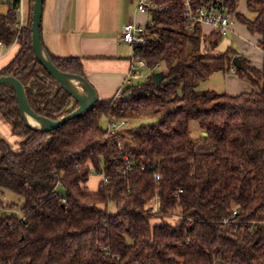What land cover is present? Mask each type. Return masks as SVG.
<instances>
[{
	"label": "trees",
	"instance_id": "16d2710c",
	"mask_svg": "<svg viewBox=\"0 0 264 264\" xmlns=\"http://www.w3.org/2000/svg\"><path fill=\"white\" fill-rule=\"evenodd\" d=\"M182 1L155 0L165 10L150 13L144 43L134 48L146 78L55 130L28 127L14 91L0 87V116L22 137L18 151L0 137V189L23 200L20 218H0V264H264V62L258 70L235 49L218 52L224 36L191 26ZM239 1L226 3L264 47V0H246L247 15L236 11ZM32 6L0 76L15 77L32 111L56 121L78 105L34 56ZM14 19L9 6L0 12L7 47ZM47 54L59 71L85 77L80 59ZM234 56L250 92L197 89L214 70L230 72ZM136 116L157 122L108 134L109 121ZM93 174L107 182L98 177L88 187Z\"/></svg>",
	"mask_w": 264,
	"mask_h": 264
},
{
	"label": "crops",
	"instance_id": "0c3cea01",
	"mask_svg": "<svg viewBox=\"0 0 264 264\" xmlns=\"http://www.w3.org/2000/svg\"><path fill=\"white\" fill-rule=\"evenodd\" d=\"M137 2L138 0H43L40 26L43 48L57 58L80 59L84 76L94 87L99 100L113 99L133 79L129 77L130 66L134 63L131 47L121 41V32L123 25L128 22L145 24L140 20L141 14L135 12ZM238 28L251 35L236 20L228 33L235 34ZM202 31L208 34L212 29L205 25L202 26ZM251 36L258 38L256 46L260 49L259 36ZM16 47L17 44L7 47L0 43V71L14 56ZM239 56L249 60L254 68L262 69L264 60L258 65V60H254L255 56L249 52ZM230 73L237 76L236 73ZM237 84L240 83L234 82V85ZM240 89L242 90L239 92L227 90L225 94L238 95L251 91L247 85ZM0 137L3 138L1 135ZM99 178L93 180V189Z\"/></svg>",
	"mask_w": 264,
	"mask_h": 264
},
{
	"label": "built area",
	"instance_id": "2783aa9c",
	"mask_svg": "<svg viewBox=\"0 0 264 264\" xmlns=\"http://www.w3.org/2000/svg\"><path fill=\"white\" fill-rule=\"evenodd\" d=\"M30 0H0V3L9 6L15 16V19L10 23V32L14 35L13 43L10 47H13L17 44L20 37L26 32L27 24V11ZM182 8L184 11V18L190 23L191 26L198 25L209 26L212 31L221 34L222 36L226 35L230 31L233 23L235 22V13L231 12L229 9L226 0H205L201 5H193L191 0H183ZM165 10L158 6L155 3V0H138L135 12L139 14L151 13V12H160ZM144 33L145 26L139 25L135 22H128L123 25L121 32V41L131 46L133 55L132 59L137 60V65L133 63L130 66L129 77L134 78L138 75L139 69L145 68L146 63L139 58L134 48L138 49L144 43ZM3 44V43H2ZM4 45V44H3ZM260 50L264 55V47L260 45ZM230 72L235 73L236 69L233 65L230 69ZM122 92L117 93L115 97H120ZM125 125V121L119 122H108L107 132L108 134H114ZM124 127V126H123ZM120 149L125 148L124 142H118ZM130 165H128L129 167ZM103 182H107V179L104 176H100ZM155 180H159V175L154 174ZM181 190H178L177 194ZM176 196V194H175ZM154 211H157V202L153 207Z\"/></svg>",
	"mask_w": 264,
	"mask_h": 264
},
{
	"label": "rangeland",
	"instance_id": "374dc122",
	"mask_svg": "<svg viewBox=\"0 0 264 264\" xmlns=\"http://www.w3.org/2000/svg\"><path fill=\"white\" fill-rule=\"evenodd\" d=\"M7 9V5H1L0 6V12L4 13ZM236 11L239 13H242L244 15H247L246 10V0H240L237 4ZM143 15V16H141ZM140 15V20L147 24L151 21V14L145 13ZM249 18L252 17V15H248ZM144 24V25H145ZM205 27V26H204ZM258 38L256 36L247 35L245 32H243L242 28L236 29L235 34H229L227 32L226 35L222 38V40L219 43V46L217 48L218 52H224L228 47L235 49L239 55L243 53L253 54L255 57L254 60H258V65L261 64V61L264 60V55L262 56L260 53V49L256 46V42ZM13 43V42H12ZM129 47H131L129 45ZM19 49V46L16 47ZM253 51V52H251ZM132 48H131V56H132ZM134 63L137 65V60L134 61ZM162 68V65L161 67ZM159 69V68H158ZM157 70V69H156ZM149 74V71L146 68L139 69L138 75L135 76L128 84H136L139 82H142L146 76ZM234 82H239L240 84L234 85ZM249 87V90H252L250 87V84L246 82L245 80L239 79L237 76L232 75L230 72L228 73H222L221 71H213L211 75L206 78L203 82H201L197 89L199 91H215L217 93H227V90H230L232 92H239L241 91L242 87L245 88V86ZM125 121V125L122 126V129H131L136 128L139 126H144L147 124H152L157 122L156 118L153 117H144L141 118L139 116H136L134 119L127 118ZM101 126L105 128L106 126V120L103 119L101 121ZM196 125L194 122H190L189 124V132L192 136L197 135ZM121 130V129H120ZM0 135L3 137V139L12 147L14 151H18L19 148L17 146L18 141L22 140V137L20 136H13L11 134V127L10 125L5 122V120L0 116ZM206 135L203 133L199 134V137H205ZM17 142V143H16ZM98 179L97 175H91V178L88 182V187H90L91 184H93V180L95 181ZM61 192V191H60ZM23 205V200L20 196H18L16 193L6 190V189H0V218L3 215H10V214H16L19 218L22 216L21 207ZM112 212H114V207L111 206L110 209ZM178 217L175 216L171 220H169L170 223H176L178 221Z\"/></svg>",
	"mask_w": 264,
	"mask_h": 264
},
{
	"label": "water",
	"instance_id": "95a60500",
	"mask_svg": "<svg viewBox=\"0 0 264 264\" xmlns=\"http://www.w3.org/2000/svg\"><path fill=\"white\" fill-rule=\"evenodd\" d=\"M43 9V0H33L32 6V16H31V45L33 49L34 56L36 60L42 65L45 71L63 88L69 95H71L77 102V108L70 114L65 115L59 120L53 121L45 117L36 115L30 108L24 88L22 84L13 76H0V87L3 85L9 86L15 93L16 100L18 103V109L24 123L35 130L41 132H50L64 125L66 122L80 116L83 112L88 111L96 102L97 94L94 87L87 81L85 77L64 73L59 71L51 62L47 52L43 48L40 26L41 17ZM241 59L239 56H234L232 58V64L238 68L240 66ZM153 80L156 85H159L163 79L162 72H157L152 75ZM75 80L81 86L82 93H76L71 87L69 81ZM27 117L34 119L39 123L40 128L32 127L28 121ZM207 135L206 133H203Z\"/></svg>",
	"mask_w": 264,
	"mask_h": 264
},
{
	"label": "bare ground",
	"instance_id": "6f19581e",
	"mask_svg": "<svg viewBox=\"0 0 264 264\" xmlns=\"http://www.w3.org/2000/svg\"><path fill=\"white\" fill-rule=\"evenodd\" d=\"M69 83H70L71 87L73 88V90H74L76 93H79V94L82 93V90H81V86H80V84H78L75 80H70ZM27 121H28V123H29L32 127L40 128L39 123L36 122L34 119H32V118H30V117H27Z\"/></svg>",
	"mask_w": 264,
	"mask_h": 264
}]
</instances>
